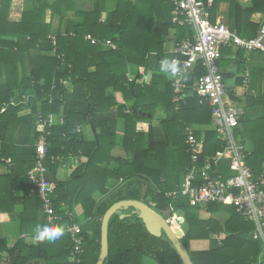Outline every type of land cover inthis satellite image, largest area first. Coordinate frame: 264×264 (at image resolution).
Masks as SVG:
<instances>
[{"label":"trees","instance_id":"trees-1","mask_svg":"<svg viewBox=\"0 0 264 264\" xmlns=\"http://www.w3.org/2000/svg\"><path fill=\"white\" fill-rule=\"evenodd\" d=\"M12 1L0 0V108L9 103L16 91L21 96L31 97L27 105L11 107L0 114V169L7 168L6 173H0V183L7 181L10 193L16 184H25L27 199L42 212L41 200L31 193L27 176L36 165V144L43 134L33 121L39 109L44 115L62 116L64 124L54 126L49 137L47 179L51 180L49 175L55 178L62 167L51 160L52 156L63 158L65 163L81 160L73 178L66 182L54 180L57 190L53 197L57 212L66 219L55 225L65 228L68 224H80L84 253L80 263L74 262L71 239L63 235L52 242H37L27 257L19 254L15 261L7 264H28L36 258L39 261L31 264H97L103 218L114 204L125 200L143 201L161 215L168 214L167 220L169 213L182 210L185 224L181 241L193 264H264V243L253 239L254 224L245 221L234 208L231 221L221 225L212 219H200L199 211L203 206L193 207L186 198L167 196L183 183L185 169L192 162L187 153V130L195 125L214 124L211 107L201 103L193 88L195 80L205 74L201 66L183 78L179 93L172 86L173 79L171 82L164 80L166 71L162 70L161 61L165 58L172 61L175 57V49L172 53L166 52L169 32L175 30V48L183 40L192 39L194 34L192 28L172 23L173 0H85L83 7L78 0H25L31 6L20 22L9 21ZM109 2L112 5L108 9ZM223 5L228 8L224 24L232 31L243 38L258 34L260 23L251 19L255 14L264 15V0H214L213 23ZM104 12L107 14L102 21ZM56 15L62 18V23L53 35ZM87 35L98 44L86 41ZM107 41L116 48L105 46ZM225 48L230 47L222 48L224 55L228 53ZM252 53L258 62L253 67L249 63ZM252 53L238 50L237 71L243 76L249 71L253 76L251 86L257 90V96L252 104L262 107V111L255 119L249 118L246 111L235 136L242 134L243 143L250 139L253 152L247 163L258 177L264 173V52ZM59 56L65 59L64 65ZM26 63L31 67L29 73ZM68 65H71L70 70ZM152 66L155 68L153 79L146 81L139 72L144 68L148 73ZM219 66L221 69L220 60ZM131 68L136 71L134 75H130ZM243 76L237 79L239 85H243ZM69 77L72 92L58 84L59 80ZM55 80L57 90L52 89ZM161 83L166 85L165 92H159ZM176 97L180 98L179 102L175 101ZM159 107L168 117L156 127L154 116ZM24 109H30L32 116L19 118L18 112ZM114 110L113 119H99V115ZM117 119L125 121L122 143L125 157H115L112 153L117 146ZM28 126L36 129V139L29 144L23 140L15 142L19 127ZM84 126L97 131L96 141L89 149L79 130ZM196 137L201 140L199 134ZM204 142L202 159L215 155L224 145L215 130L206 133ZM225 167L228 168V163ZM225 175H229L227 170ZM112 180H117L119 185L110 191L106 187ZM98 192L103 194L99 201L94 198ZM222 205L214 203L208 207L220 210ZM78 206L83 209L84 224L74 215H68ZM131 212L124 211L111 218L109 256L105 264H146L148 260L155 264H183L168 238L150 235L138 215L123 220L119 217ZM222 233H227V237L210 251L191 250L193 241L207 240ZM53 246L55 253H51ZM15 252V248L9 249L6 241L0 240V254L14 257Z\"/></svg>","mask_w":264,"mask_h":264},{"label":"built area","instance_id":"built-area-1","mask_svg":"<svg viewBox=\"0 0 264 264\" xmlns=\"http://www.w3.org/2000/svg\"><path fill=\"white\" fill-rule=\"evenodd\" d=\"M213 2L214 0H173L172 23L178 27L192 28L194 34L192 39L183 40L175 48V57L172 60L178 62L181 71L173 77L172 86L179 93L182 91L181 84L186 75L197 66L205 70V74L195 80L193 88L201 103H207L211 107L215 130L224 145L215 155L202 159L205 142L198 140L195 132L189 128L186 146L192 162L185 169L183 183L167 196L173 199L186 198L193 207L214 203L229 204L240 217L254 224L253 239L264 243V173L258 177L254 175L247 163L250 153L237 141L235 130L246 115V111L228 100L227 85L219 66L221 50L224 47H233L247 54L255 51L264 52V17L260 22L258 34L253 38H243L221 21L215 23L211 21ZM53 40L56 45L54 37ZM85 40L94 45L98 44L91 35H87ZM105 46L116 48L111 41H107ZM59 59L64 65L63 56H59ZM68 69H71V65H68ZM250 78V72L246 71L243 76L244 88L249 85ZM58 84L66 90L73 91L71 77L59 80ZM58 84L55 80L52 89L57 90ZM30 97L14 95L9 103L0 108V114L5 113L10 106L27 105ZM175 101L179 102L180 98L176 97ZM63 124L62 116L44 115L42 110L37 112L36 125L42 129L43 134L36 144V165L27 175L31 193L39 196L46 222L51 226L62 222L64 218L55 207L53 196L57 184L47 179L46 162L49 157V137L52 135V129ZM51 160L59 162L62 167L67 165L61 157L52 156ZM226 170L229 175H225ZM64 230V235L70 237L73 245L72 259L80 263L84 253L82 227L74 223L69 224Z\"/></svg>","mask_w":264,"mask_h":264},{"label":"crops","instance_id":"crops-1","mask_svg":"<svg viewBox=\"0 0 264 264\" xmlns=\"http://www.w3.org/2000/svg\"><path fill=\"white\" fill-rule=\"evenodd\" d=\"M80 7H83L86 5V1L84 0H78ZM108 9L112 5V2L108 3ZM31 3L25 0H13L10 14H9V21L11 22H20L22 19V15L25 12L26 9L30 8ZM227 5H223L218 16L217 21H221L222 23L227 22ZM106 12L102 15V21L106 18ZM263 14H255L252 17V22L260 23L263 19ZM62 23V18L58 15H56L53 19V35H56L60 25ZM167 53H172L175 49V31L173 33L169 32L167 36ZM225 51L228 53L226 55L221 53L220 61H222V67L221 71L224 75L225 82L227 85V94H228V100L230 102L240 108L245 109L247 111V116L250 115L249 118L255 119L258 118L261 115L262 107H254L253 101L254 98L257 96V90L252 88L253 83V76L250 78L249 85L244 88L243 85H239L237 82V79L242 78V74L238 73L239 68V59L237 58V52L238 50L236 48L230 47L225 48ZM50 56V55H49ZM254 53L249 56V63L250 66H255L258 62L253 59ZM247 57V56H245ZM225 59V60H224ZM154 66V65H153ZM152 66V70H149L148 73H146V70L142 68L140 70V75L143 73V77L146 81H151L154 76V67ZM31 70L30 65L26 63V71L29 73ZM131 73V72H130ZM243 73V72H242ZM20 75L22 77L23 75V68L21 66L20 68ZM133 75V74H130ZM173 75L170 72H165V81L171 82L173 79ZM262 88V86H261ZM259 88V89H261ZM166 91V85L165 83H161L159 86V92H165ZM263 91V89H262ZM15 95H18V92H15ZM7 104V103H6ZM19 106V105H18ZM11 107H17V106H10ZM8 108V109H9ZM41 108V107H39ZM39 109L38 111H40ZM116 110H114L112 113L107 114H101L99 115L100 120H107V119H113L116 116ZM19 118H25L32 116V111L30 109H24L18 112L17 115ZM58 116V115H57ZM149 117H151L150 114H148ZM168 117L167 112H164L162 108H158L155 112L154 119H159V122L162 120H166ZM34 125L36 122V119H34ZM156 127H159V124H154ZM92 126V125H91ZM91 126H84L79 129L82 131L83 135V143L86 146L87 149L96 141L97 138V131L91 127ZM191 129L195 132V134H199L201 137L200 139L204 141L206 133L210 130H215V126H201V125H195L192 126ZM216 131V130H215ZM188 132V131H187ZM125 133V121L122 119H117V139L116 143L117 146L113 150V156L115 157H125L126 153L123 149L122 143H123V136ZM35 134L36 129L32 126H28L27 128L19 127V129L16 132L15 142H20L21 140L26 141V143H32L33 140H35ZM245 149L250 153L253 152V147L250 144V147H248L245 143L242 142V139L239 141ZM120 148L122 151H120ZM123 155H121L122 153ZM10 160H8L9 163ZM81 165L80 159H72L67 162V165L65 167H60L57 171V174L55 175V178H52V175H49V178L53 181L58 182H66L69 179L74 177V174L76 173V170ZM7 168L0 169V173H6ZM119 183L117 180H112L108 183L107 189L112 191L115 187H117ZM15 189L11 191L9 188V183L7 181H3L0 183V209H4L0 212V240H5L7 243V246L9 249L16 250L15 256H9V254H0V264H7L12 263L15 261V258L17 255H21L23 258L27 257L33 249H35L37 242L33 239L34 234V228L36 225H46V218L45 214L39 210L36 209V206L28 200L26 197L28 193V189L26 188L25 184H16ZM9 189V190H8ZM94 198L96 200H101L103 198V194L96 193L94 195ZM63 205V204H62ZM209 206V205H208ZM203 206L202 209L199 211V217L203 221L208 220H214L221 225H226L231 221L232 214H233V207L229 204H223L221 209L216 210L215 207H208ZM209 208L213 209V211L209 210ZM74 217L78 218L81 223H85V219H81L83 217V209L78 206L77 208H73ZM69 213V217H70ZM132 218V217H129ZM66 219H64L61 223H64ZM133 221V220H132ZM170 223H174V219L171 220L168 219ZM46 223V224H45ZM69 225V224H68ZM66 225V227L68 226ZM175 225V224H174ZM51 226V225H49ZM184 225H182L178 231L182 233L181 231L184 229ZM65 227V228H66ZM176 227V226H174ZM64 228V229H65ZM178 229V228H177ZM227 237V233L222 234H214L207 240H198L193 241L191 243V250L196 252H202V251H210L213 247L219 245L225 238ZM193 246V248H192ZM54 248V246H53ZM51 253L56 252V248L51 249ZM264 256V252H263ZM39 261L37 258L35 260H32L30 263ZM42 264H47L46 262H41Z\"/></svg>","mask_w":264,"mask_h":264},{"label":"water","instance_id":"water-1","mask_svg":"<svg viewBox=\"0 0 264 264\" xmlns=\"http://www.w3.org/2000/svg\"><path fill=\"white\" fill-rule=\"evenodd\" d=\"M132 210L130 214H122L121 219L138 215L147 232L156 238L164 235L176 248L183 264H193L186 246L181 241L183 234L176 231L170 222L151 205L138 200H125L114 204L105 214L101 226V253L97 264H105L109 256V224L113 216Z\"/></svg>","mask_w":264,"mask_h":264},{"label":"clouds","instance_id":"clouds-1","mask_svg":"<svg viewBox=\"0 0 264 264\" xmlns=\"http://www.w3.org/2000/svg\"><path fill=\"white\" fill-rule=\"evenodd\" d=\"M161 68L163 71L170 72L173 76L177 75L181 70L177 61H170L165 58L161 61ZM33 239L36 242L48 240L49 242L55 241L64 235V228L59 225H36L34 228Z\"/></svg>","mask_w":264,"mask_h":264},{"label":"rangeland","instance_id":"rangeland-1","mask_svg":"<svg viewBox=\"0 0 264 264\" xmlns=\"http://www.w3.org/2000/svg\"><path fill=\"white\" fill-rule=\"evenodd\" d=\"M175 30H171L170 32L171 33H173ZM131 73L134 75L135 73H136V71H135V69H132L131 68ZM71 89H73V86H72V88ZM248 117H250V115H248ZM160 122H159V119H154V124H159ZM243 137V135L241 134V135H238L236 138H237V141H240L241 139H243L242 138ZM250 139H248V140H246V142H245V144L248 146V147H250ZM120 151H122V149L120 148ZM122 153V152H121ZM121 155H123V153L121 154ZM170 215V219L171 220H173L174 219V223H170L171 224V226L172 227H174V226H176V227H174L175 229H177L178 228V230L179 229H181L180 227L182 226V225H184L185 224V219H184V212L182 211V210H177V212L175 213H169ZM183 216V217H182ZM120 218H121V215L119 216ZM164 217L165 218H167L168 217V214H166V213H164ZM82 220L84 219L83 217L81 218ZM123 220V219H122ZM175 224V225H174ZM192 248H193V246H192ZM146 264H155L154 262H152L151 260H148V261H146Z\"/></svg>","mask_w":264,"mask_h":264}]
</instances>
